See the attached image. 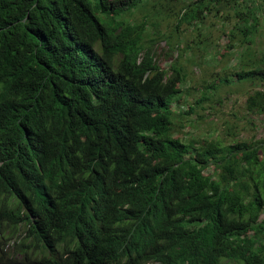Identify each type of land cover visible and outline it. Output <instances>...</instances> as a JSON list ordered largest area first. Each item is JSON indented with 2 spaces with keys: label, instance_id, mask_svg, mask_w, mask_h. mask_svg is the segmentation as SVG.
I'll return each instance as SVG.
<instances>
[{
  "label": "trees",
  "instance_id": "obj_1",
  "mask_svg": "<svg viewBox=\"0 0 264 264\" xmlns=\"http://www.w3.org/2000/svg\"><path fill=\"white\" fill-rule=\"evenodd\" d=\"M222 9L216 52L204 19ZM263 24L264 0H0V264H264V140L173 129L193 46H242L222 82L250 81L244 108L264 114L247 46Z\"/></svg>",
  "mask_w": 264,
  "mask_h": 264
},
{
  "label": "rangeland",
  "instance_id": "obj_2",
  "mask_svg": "<svg viewBox=\"0 0 264 264\" xmlns=\"http://www.w3.org/2000/svg\"><path fill=\"white\" fill-rule=\"evenodd\" d=\"M222 13L223 9L217 16L209 14L204 19V31L210 35L208 49L216 52L225 49L224 30L227 31L232 26V23L227 24L223 18L219 17ZM141 17L142 14L137 12L136 18ZM174 23L175 18L170 16L162 20L160 29L170 32L174 29ZM174 31L179 34L183 41L190 40L194 35V31L186 24L180 25ZM157 44L159 49H166L165 40H160ZM247 46L254 51L255 55L259 56L261 54L264 49V24L254 34L252 43H248ZM238 49H242V46H237L231 53H225L222 57H215L213 53L206 54L205 50L193 46L182 56L178 54L179 61L185 66L187 72L185 80L181 84L180 100L173 106V129L176 136L178 134H184L187 137L194 135L198 139H205L213 135L226 143H231L237 138L264 140V114L249 112L244 108L246 94L252 90V85L249 84L250 81L242 79L227 84L222 82V79L241 69V66L238 65ZM225 52L227 51L225 50ZM176 55V51H174L171 59H178ZM193 59H199L202 62L198 65L195 64ZM167 65V60L160 58V66L167 68ZM216 78H218L217 81L219 78L221 81L218 83V89H213L208 93L211 98L204 101L202 106L195 104V100L202 96L205 85L216 83ZM255 87L264 88V82L260 83L258 81ZM189 106H193L194 111L186 113ZM261 218H264V212L261 214ZM19 230L21 231V229ZM10 236L9 227L1 223L0 239L8 240ZM12 241H7L8 249H17L16 253L8 252L6 255L21 256L23 253L21 249L24 248L21 245L22 240L19 239L18 246L17 244L15 246L11 245Z\"/></svg>",
  "mask_w": 264,
  "mask_h": 264
},
{
  "label": "clouds",
  "instance_id": "obj_3",
  "mask_svg": "<svg viewBox=\"0 0 264 264\" xmlns=\"http://www.w3.org/2000/svg\"><path fill=\"white\" fill-rule=\"evenodd\" d=\"M7 247V251H6V253H8V252H12V253H15L13 250H10V249H8V246H6ZM24 252V251H23ZM6 256H9V255H6ZM23 256V253H22V255L21 256H15V255H12V256H9V257H14V258H21Z\"/></svg>",
  "mask_w": 264,
  "mask_h": 264
}]
</instances>
